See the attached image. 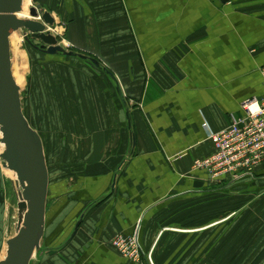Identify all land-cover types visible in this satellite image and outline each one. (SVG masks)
Masks as SVG:
<instances>
[{
	"label": "crops",
	"instance_id": "1",
	"mask_svg": "<svg viewBox=\"0 0 264 264\" xmlns=\"http://www.w3.org/2000/svg\"><path fill=\"white\" fill-rule=\"evenodd\" d=\"M39 2L100 81L65 98L85 162L75 190L50 175L32 264H147L113 246L119 235L154 264H264V168L212 181L194 167L216 151L210 132L264 100V0Z\"/></svg>",
	"mask_w": 264,
	"mask_h": 264
},
{
	"label": "rangeland",
	"instance_id": "2",
	"mask_svg": "<svg viewBox=\"0 0 264 264\" xmlns=\"http://www.w3.org/2000/svg\"><path fill=\"white\" fill-rule=\"evenodd\" d=\"M37 5H41L39 0H28L26 3L27 7ZM41 7L42 11L49 12L48 7ZM67 25L66 22H56L51 29L59 45L69 54L48 55L41 50L42 42L35 39H31L30 43L24 39L22 41V33L18 32L12 39V58L21 87L24 114L43 140L50 175L54 182H63L69 190H75L80 169L85 162L77 155L86 149L83 143L73 140L79 131L73 118L77 112L64 109L69 104L65 98L72 89L71 83L81 86L85 82L89 86L91 81H100V78L95 76L98 69L95 64L89 60L86 63L83 52L66 42ZM16 43H19L17 49L23 55L22 62L15 55ZM99 70L102 75L103 69ZM3 150L4 147L0 145V155ZM15 180L16 177L4 169L0 159V260L6 257L7 241L15 236L19 219V196Z\"/></svg>",
	"mask_w": 264,
	"mask_h": 264
},
{
	"label": "water",
	"instance_id": "3",
	"mask_svg": "<svg viewBox=\"0 0 264 264\" xmlns=\"http://www.w3.org/2000/svg\"><path fill=\"white\" fill-rule=\"evenodd\" d=\"M24 2L0 0V145L4 147L0 159L4 169L15 173L19 196L16 233L7 241L0 264H32L43 254L50 185L44 143L24 114L21 87L14 77L11 37L21 32L28 43L42 42L41 50L48 55L69 54L52 34L54 16L37 5L29 9L28 18L21 17ZM79 227L78 223L75 231Z\"/></svg>",
	"mask_w": 264,
	"mask_h": 264
},
{
	"label": "built area",
	"instance_id": "4",
	"mask_svg": "<svg viewBox=\"0 0 264 264\" xmlns=\"http://www.w3.org/2000/svg\"><path fill=\"white\" fill-rule=\"evenodd\" d=\"M261 72L264 79V69ZM241 108L242 114L231 115L229 127L209 133L216 145L213 155L194 164L196 169L207 171L212 181L254 177L258 169L264 168V100L251 99ZM112 244L135 263L145 260L147 264H154L152 254L144 252L137 235H119Z\"/></svg>",
	"mask_w": 264,
	"mask_h": 264
},
{
	"label": "bare ground",
	"instance_id": "5",
	"mask_svg": "<svg viewBox=\"0 0 264 264\" xmlns=\"http://www.w3.org/2000/svg\"><path fill=\"white\" fill-rule=\"evenodd\" d=\"M28 2V0H25V2H24V10H23V12L21 13V17H25V18H28L29 17V8L31 7H27L26 6V3ZM14 36H16V35H12V38L11 39H13V37ZM11 46H12V42H11ZM18 46H19V43H16V45H15V47H16V52H15V55H16V58L19 60L20 59V62H22L23 60H22V58H23V55H22V52L20 51V50H18L17 48H18ZM14 51V50H13ZM17 64V63H16ZM16 69V68H15ZM16 76V75H15ZM2 149V148H1ZM9 171V170H8ZM10 173L13 175V176H15V173H13V172H11L10 171ZM16 181H17V179L15 180V183H16Z\"/></svg>",
	"mask_w": 264,
	"mask_h": 264
}]
</instances>
